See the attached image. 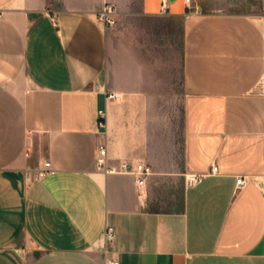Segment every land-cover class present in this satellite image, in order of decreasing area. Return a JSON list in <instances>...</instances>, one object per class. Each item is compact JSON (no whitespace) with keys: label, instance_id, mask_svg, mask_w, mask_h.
<instances>
[{"label":"crops","instance_id":"0c3cea01","mask_svg":"<svg viewBox=\"0 0 264 264\" xmlns=\"http://www.w3.org/2000/svg\"><path fill=\"white\" fill-rule=\"evenodd\" d=\"M263 16L0 0V264H264ZM101 145L111 168L148 165L144 186L99 170Z\"/></svg>","mask_w":264,"mask_h":264},{"label":"built area","instance_id":"2783aa9c","mask_svg":"<svg viewBox=\"0 0 264 264\" xmlns=\"http://www.w3.org/2000/svg\"><path fill=\"white\" fill-rule=\"evenodd\" d=\"M187 2H190V0H186ZM115 15V7L111 4L105 5L103 10L101 11L99 15V19L106 25L112 26L116 23V19L114 18ZM263 21H264V16H263ZM261 93L264 95V89H262ZM118 98V94L111 92L107 94V99L109 100H116ZM100 125H103V122L101 121V118L104 117V112H100ZM107 157H108V151L105 145H101L98 148V154H97V167L99 170L105 172V173H110V172H123V173H130L136 176L137 179V184L139 188H142L147 180V178L152 174V169L144 164V163H139L134 166L128 164V163H123L121 169L117 170L115 168H111L107 164ZM218 171L217 167L212 168L211 173H216ZM53 173V170L50 169L49 167L46 168L45 170L40 171L36 175V179H40L47 174ZM204 178L203 175L199 174H192L187 176V183L190 186H195L198 183L202 181ZM246 185V180L244 177H241L237 180V187L238 189H241L245 187ZM115 231L113 227H107L106 229V239L108 241H112L114 239ZM111 264H119L118 262H112Z\"/></svg>","mask_w":264,"mask_h":264},{"label":"rangeland","instance_id":"374dc122","mask_svg":"<svg viewBox=\"0 0 264 264\" xmlns=\"http://www.w3.org/2000/svg\"><path fill=\"white\" fill-rule=\"evenodd\" d=\"M195 1H196V2H202V0H190V2H189L190 5H191V3H194Z\"/></svg>","mask_w":264,"mask_h":264}]
</instances>
